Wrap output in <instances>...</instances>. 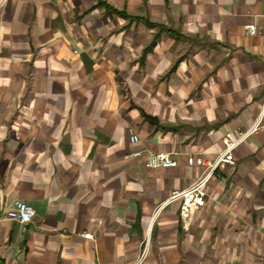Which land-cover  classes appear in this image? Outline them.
I'll return each instance as SVG.
<instances>
[{
    "label": "crops",
    "instance_id": "obj_1",
    "mask_svg": "<svg viewBox=\"0 0 264 264\" xmlns=\"http://www.w3.org/2000/svg\"><path fill=\"white\" fill-rule=\"evenodd\" d=\"M90 1L108 25L0 0V264H135L149 228L141 264H264V113L188 228L178 201L150 218L206 173L189 156L214 161L264 110V0Z\"/></svg>",
    "mask_w": 264,
    "mask_h": 264
},
{
    "label": "built area",
    "instance_id": "obj_2",
    "mask_svg": "<svg viewBox=\"0 0 264 264\" xmlns=\"http://www.w3.org/2000/svg\"><path fill=\"white\" fill-rule=\"evenodd\" d=\"M247 30L252 33L253 26H247ZM264 105V104H262ZM264 110H261L255 122L245 131L235 134L234 137H224L222 139L223 148L220 151L217 158L209 163H205L201 158H193L189 156L187 158L188 166L204 167L207 171L200 178H198L193 184L183 190H173L168 198L161 202L156 207L157 212L163 209L168 204L178 201L179 202V218L183 228H188L192 221L194 212L205 204L207 197V182L209 178L217 169L224 168L226 165H232L234 163L233 151L238 145L251 134L262 128L261 116ZM130 143L136 145L139 143V139L136 135L130 137ZM134 157L140 155L139 150H135L131 154ZM148 165L155 168H171L175 166V161L168 155L162 152L150 153L147 156ZM6 216L9 220L16 221L22 225H26L31 222L34 217L33 208L23 201H15L10 209L6 212ZM80 236L84 239L91 238V234L83 232ZM147 244L145 248L140 250L138 259L135 264H141L142 260L147 254Z\"/></svg>",
    "mask_w": 264,
    "mask_h": 264
},
{
    "label": "rangeland",
    "instance_id": "obj_3",
    "mask_svg": "<svg viewBox=\"0 0 264 264\" xmlns=\"http://www.w3.org/2000/svg\"><path fill=\"white\" fill-rule=\"evenodd\" d=\"M55 1V0H54ZM59 1V3L57 2ZM56 11L61 12V17H58V20L63 23H67V25L75 27V26H89L87 24L90 23V18L93 17L92 19L99 18V21L97 22L99 25L100 24H105L108 25L109 22L104 19L106 15H100L96 14V10L91 9V1L90 0H56ZM61 8V10H60ZM65 18H64V16ZM103 22V23H102ZM92 24V22H91ZM96 25V23H93ZM112 23H110V31H109V36L118 34V29L117 27L113 28ZM107 42V35H104V37H95V35L92 37V43L94 48H101L99 47L100 44L105 45ZM159 212H157L156 208L152 211L150 218L151 220H154L156 216L158 215ZM147 244V251L151 247V238H150V228L147 233L144 234V236L141 238V250L145 248Z\"/></svg>",
    "mask_w": 264,
    "mask_h": 264
},
{
    "label": "trees",
    "instance_id": "obj_4",
    "mask_svg": "<svg viewBox=\"0 0 264 264\" xmlns=\"http://www.w3.org/2000/svg\"><path fill=\"white\" fill-rule=\"evenodd\" d=\"M107 7V6H106Z\"/></svg>",
    "mask_w": 264,
    "mask_h": 264
}]
</instances>
